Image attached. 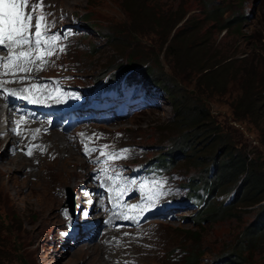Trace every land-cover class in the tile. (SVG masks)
Segmentation results:
<instances>
[{
  "label": "rangeland",
  "instance_id": "rangeland-1",
  "mask_svg": "<svg viewBox=\"0 0 264 264\" xmlns=\"http://www.w3.org/2000/svg\"><path fill=\"white\" fill-rule=\"evenodd\" d=\"M36 2L31 0L32 4ZM143 2L149 6L157 5L155 7L169 16L174 14L177 7L188 13L187 17L192 20L185 30L188 39L185 45L181 40L177 43L182 51L192 50L189 45L195 41L192 35L197 33V27L201 37L204 36L199 43L205 46L201 47V52L211 49L220 56L226 53L228 57L232 54L233 59L250 55L247 63L240 67L233 64V71H241L245 67L253 69L255 77L252 83L256 84V97L264 96V46L261 45L262 41L260 44L255 42L257 37L264 40V0ZM117 3L119 0H43L48 26L46 35L51 36L55 31L61 33L63 55L46 56L44 63L37 60L27 65L32 69L31 72L6 69V73L0 75V80L5 89L7 87L26 92L25 89L31 90L36 86L39 91H28L30 96L53 99L54 89H58L63 92V99L87 101L91 98L83 90L91 80L109 66L116 65V70L124 69L122 67L131 60L136 66V72H141V69L150 72L149 78L155 81L162 92L156 100L147 96L148 111L141 115L122 114L117 117L113 115L112 119L103 118L113 114V109H110L102 111L99 117L77 123L82 120L78 114L75 120L66 119L62 131L49 128L45 136L37 132V123L31 133L40 154L31 159L13 154L7 148L10 141L7 145L8 140L0 142V225L3 226L0 228V241L3 240L0 244V264H186L182 259L190 251L203 254L201 264H226L229 261L237 264H264V235L256 237L252 245H244V250L239 251L241 257L235 256L240 245L246 244L243 238L254 221V215L249 209L239 208L228 215L221 213L212 224L195 228L190 225L191 219L202 218V212L198 213L202 208L196 211L169 205L174 198L183 197L180 184H189L190 178L197 177L199 169L196 166L207 162L208 155L198 153L203 159L195 163L176 159L172 168L167 165L170 168L168 171L142 175L141 163L163 156V148L171 145V138L168 139V135L160 132L165 128L163 123L172 119L166 91L168 88L174 91V79L177 82L180 80L174 78L162 58H159L160 63L157 64L156 60H137L142 52L153 58L149 53H155L157 42L162 37L153 35L149 28L138 31L130 28V35L127 37L123 34L119 40L121 44L114 48L105 39L92 33H74L67 37L66 32L70 28L74 29L77 24L75 18L83 30H87L85 27L90 28L93 23L94 28H99L104 36L109 35L111 28L128 30L129 20H125ZM212 5L218 10L227 9L228 13L224 16L226 19L241 14L245 16L239 35L226 36L223 31H218L220 23L212 24L204 19V13ZM39 14V11L35 13L37 16ZM86 14L92 19L89 23L81 21ZM22 50H27V47L15 49L17 52ZM12 51L10 49L2 58L9 56ZM3 52L0 50V53ZM33 52L35 56V50ZM60 70L72 77H61L66 86H59V81L47 79L49 74L54 77ZM152 74L154 77H151ZM186 80L193 79L187 77ZM233 84L230 83L223 93L208 92L209 108L219 124L233 125L238 129L243 136L238 147L246 146L249 156L258 157L264 167V150L259 144L258 130L247 122L237 124L233 121L230 104L240 94L239 88L236 89ZM181 85L180 89L184 93L191 94L193 84L188 85L186 82ZM5 89L1 92L4 93ZM100 97L95 98L91 104L98 106ZM2 111L0 104V113ZM260 124L264 127V116ZM4 127L0 122V130H4ZM7 127V132L11 133L12 126ZM86 147L90 150L87 155ZM101 151L106 155H101ZM111 155L119 158L109 159ZM58 167L64 169L61 176L57 173ZM50 171L54 177L48 185L46 172ZM47 186L48 195L45 196ZM233 192L236 193L235 189L226 196L217 195L213 204H227ZM71 194L76 195V212L80 213L81 208L88 207L85 215L94 221L95 230L90 232L92 236L87 241L76 243L63 236V232L69 229L63 225L61 209L63 204L69 203ZM47 196L50 204L44 201ZM147 197H158L154 206H149ZM102 199L105 209L109 208V204L112 205L114 214L109 221L110 225L101 231L100 214L107 212L95 205ZM136 205L140 207L133 208ZM141 208L144 210L141 211ZM77 239L81 241V237ZM83 245L91 247L86 250ZM86 251L91 256H87Z\"/></svg>",
  "mask_w": 264,
  "mask_h": 264
},
{
  "label": "trees",
  "instance_id": "trees-1",
  "mask_svg": "<svg viewBox=\"0 0 264 264\" xmlns=\"http://www.w3.org/2000/svg\"><path fill=\"white\" fill-rule=\"evenodd\" d=\"M149 1L153 4L152 1L157 0ZM117 6L124 14L125 20L127 18L129 20L128 30L122 31L111 28L109 35L104 36L103 32L99 28H94L95 24L92 23L90 28L83 26L87 29L85 32L105 39L110 46L115 48L121 44L119 40L123 34L127 37L130 35V28L136 29V31H138L137 29L149 28L153 35H158L162 39L157 42L158 49L155 50V53H149L150 56L153 55V58L142 52L139 53L140 57H137V60L141 62L143 59L149 62L156 60L155 63H160L158 60L162 58L168 64L169 71L174 75V78L180 80L177 82L174 79L172 85L174 91L170 88L166 91L172 109V119L163 123L165 128L160 132V134L168 135V139L171 138V140L169 139L171 145L165 146L163 148L165 152H162L165 154L152 159L153 162L148 165L157 164L158 167L162 168H168L167 165H169L172 168L176 159L195 163L203 159L202 156L197 155L198 153L203 152L208 155L207 162L197 164L196 167L199 169L197 177L190 178L189 184H181L185 190L181 205L195 207L202 204V209L198 213L202 212L203 217L191 219L190 222V225H194L195 228L198 225L212 224L221 213L228 215L239 208L249 209L254 215V221L243 238L246 244L242 243L235 255L241 257L242 254L239 251L244 250V245H252L256 237L264 235V167L259 163L258 157L249 156L246 146L238 147L243 137L238 129L234 128L233 125L219 124L214 119V114L207 102V97H209L207 93H223L226 87L234 82L233 86H236V89L239 88L240 94L233 98L230 104L233 121L237 124L247 122V124L254 126L258 130L259 144L264 150V127L260 124L264 116V96L256 97V84L252 83L255 77L253 69L245 67L246 71L245 69L233 71L234 67L232 66L236 64L240 67V65L247 63L250 55L233 59L232 54L228 57L226 53L220 56L211 49L201 52L203 50L201 47L205 46L204 43L200 45L199 43L204 36L201 37L202 34L197 27L195 28L197 33L192 35V38L195 41L199 40L198 44L195 41L190 44L191 51L190 49L180 50L177 43L181 40L184 45L186 44L188 38L185 37V30L192 21L190 17H187L188 13L182 12L180 7H177L174 14L169 16L155 7L157 5L149 6L143 0H119ZM227 13V9L218 10L215 5H212L204 13V19L212 24L220 23L218 31H223L226 36L236 37L239 35L238 32H240L239 29L245 20V16L241 14L226 19L224 16ZM82 20L89 23L92 19L89 14H86L82 16ZM194 30L187 31L192 32ZM259 38H255V42L260 44L262 41L261 45L264 46V40H259ZM133 58L135 59V57ZM135 67L134 63L128 60L126 66L122 67L124 69H119L113 78L128 72H131L132 77ZM117 68L116 65L107 67L98 78L107 76ZM137 74L145 79L150 77V72L144 69H141V72L138 71ZM152 76L154 77V74ZM187 77L193 80H186ZM186 82L188 85L193 84L191 94H186L180 89L181 84ZM149 83L152 86H157L155 81L150 78ZM260 113L263 114L259 116ZM234 189L236 193H232V199L228 204H213L217 195L226 196ZM1 227L3 226L0 225ZM3 243L6 244L5 241ZM202 255V253L190 251L187 256L183 257L182 261L186 264H201ZM226 264L237 263L229 261Z\"/></svg>",
  "mask_w": 264,
  "mask_h": 264
},
{
  "label": "snow or ice",
  "instance_id": "snow-or-ice-1",
  "mask_svg": "<svg viewBox=\"0 0 264 264\" xmlns=\"http://www.w3.org/2000/svg\"><path fill=\"white\" fill-rule=\"evenodd\" d=\"M37 11L40 13L38 16L35 15ZM47 31L43 0H37L35 4H32L31 0H0V46L7 45L13 49L3 63V67L5 69L15 68L25 73L32 71L27 65L37 60L44 63L46 56L50 57L54 54V46L58 40V37L54 35H46ZM25 47L27 50L15 51V49ZM33 50H35V56ZM24 91H39V89L33 86L31 90L25 89ZM31 99L36 102L38 98L33 96ZM22 121L23 117L17 122L18 127ZM88 151L90 150L86 147L85 153L87 154ZM27 154L31 155V150ZM101 155H106V153L101 151ZM117 158L119 157L115 155L109 156V159ZM156 198L158 197H147L150 207L154 206ZM137 207L140 206H133V208ZM143 210L141 208V211Z\"/></svg>",
  "mask_w": 264,
  "mask_h": 264
},
{
  "label": "bare ground",
  "instance_id": "bare-ground-1",
  "mask_svg": "<svg viewBox=\"0 0 264 264\" xmlns=\"http://www.w3.org/2000/svg\"><path fill=\"white\" fill-rule=\"evenodd\" d=\"M0 48H2L3 50H4V52L3 53H0V63L2 62V61H4V60H6L7 59V57L6 58H2V56L3 55H6V54H8L9 53V48L7 47V45H5V46H0ZM2 81V80H1ZM4 81V80H3ZM5 82V81H4ZM7 83V82H6ZM4 88V86H3V84L0 82V89H3ZM37 118H39V116L37 115L36 116ZM49 128H51V127H49ZM52 129V128H51ZM12 132H13V130L11 131V134H8V133H6V131L5 130H0V142H2L3 140H5L7 137L9 138V141L12 143L13 141H15L16 142V140H17V137H15L13 134H12ZM57 138H59V136H57ZM58 141H60V140H58ZM14 142V143H15ZM61 143V142H60ZM12 145V144H11ZM69 165V164H68ZM70 166V165H69ZM53 168H55V167H53ZM61 171H64V169H62V168H57V173L61 176L62 175V173H61ZM53 173V172H52ZM51 173V171L50 172H46V176H48V185L52 182V180H53V174ZM56 174V173H55ZM61 178V177H60ZM59 178V179H60ZM58 185V184H57ZM48 188H49V186H47V190H46V193H45V196L46 195H48L47 193H48ZM45 191V190H44ZM126 198V197H125ZM44 201H46V202H48L49 204H50V199H49V197L47 196V198H45L44 199ZM121 217H122V215H121ZM120 217V218H121ZM121 220V219H120ZM119 220V221H120ZM124 221V220H123ZM124 223V222H123ZM125 224V223H124ZM101 225V224H100ZM117 226H120V224L119 225H117ZM127 226V225H126ZM122 228H123V226H121ZM103 238V237H102ZM86 246V245H85ZM84 245H83V247H84V249H88V248H90L91 246H89V247H85ZM86 249V250H87ZM98 249V248H97ZM86 254H87V256H91L87 251H86ZM109 258V257H108Z\"/></svg>",
  "mask_w": 264,
  "mask_h": 264
},
{
  "label": "water",
  "instance_id": "water-1",
  "mask_svg": "<svg viewBox=\"0 0 264 264\" xmlns=\"http://www.w3.org/2000/svg\"><path fill=\"white\" fill-rule=\"evenodd\" d=\"M70 199H72V194L70 195V197H69ZM72 207V206H71Z\"/></svg>",
  "mask_w": 264,
  "mask_h": 264
}]
</instances>
